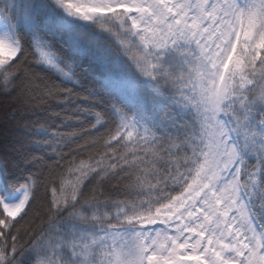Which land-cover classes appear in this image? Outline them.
I'll list each match as a JSON object with an SVG mask.
<instances>
[{"label":"snow or ice","instance_id":"1","mask_svg":"<svg viewBox=\"0 0 264 264\" xmlns=\"http://www.w3.org/2000/svg\"><path fill=\"white\" fill-rule=\"evenodd\" d=\"M0 96V264H264V0H0Z\"/></svg>","mask_w":264,"mask_h":264},{"label":"trees","instance_id":"2","mask_svg":"<svg viewBox=\"0 0 264 264\" xmlns=\"http://www.w3.org/2000/svg\"><path fill=\"white\" fill-rule=\"evenodd\" d=\"M34 71L36 73L37 79L35 80V89L33 92V96L35 98L33 99L32 103L36 105V108L34 113H28L23 115L22 117L18 116L16 118V120L21 125L28 122H35L37 120H39V123H53V117L51 114L60 111V108L55 104V100L43 95L42 92V89L46 84H59V78L54 73L46 71L43 68L34 67ZM62 86L71 87V85ZM5 99L7 98L0 96V101H3ZM92 122L94 121H91L90 118L87 122L84 123H77L73 120L70 126L61 127L58 130L68 133L73 131L74 129H89ZM59 124H61V120L58 118L55 119L53 126ZM102 131L103 129H101V132ZM25 133L26 129L21 128L17 133V136L21 143H23L24 148L26 150H30V146L27 143L29 137H27ZM97 135H99V133H96L95 130H93L89 135H82L74 141L64 142L62 147L60 149H57V151H63L66 154L64 163L66 164L67 161L73 158H75L78 162L79 159H86L89 154L101 151L102 149H100L99 146L81 147L82 145H85L89 139ZM36 154L42 156L44 155L43 152H38ZM50 155L51 153L49 152V156ZM49 156H45L42 164L37 165V167H40V170L43 173V182L41 183L39 188L38 200L34 205L33 210L29 213L28 217H26L25 220L21 221V223L17 226L19 229V243L23 244L24 248H28L32 240L36 239V237L39 236L40 233L47 227V224H43L42 226V222L47 220L46 209L49 206L48 202L51 199L50 177L48 176V168H45L42 165H51L52 160L49 159ZM32 170L35 171L36 168H33ZM57 171L61 172L63 171V169H58ZM112 183L115 184L116 181H112ZM89 187H91V185H89Z\"/></svg>","mask_w":264,"mask_h":264}]
</instances>
